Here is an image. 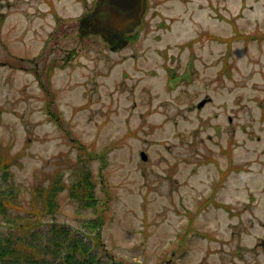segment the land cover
<instances>
[{"label": "rangeland", "instance_id": "obj_1", "mask_svg": "<svg viewBox=\"0 0 264 264\" xmlns=\"http://www.w3.org/2000/svg\"><path fill=\"white\" fill-rule=\"evenodd\" d=\"M149 1L111 48L79 37L76 0H0V234H27L35 190L58 179L41 234L91 242L102 216L104 262L264 264V0ZM234 24L245 39L227 49L199 30ZM81 169L105 210L69 198Z\"/></svg>", "mask_w": 264, "mask_h": 264}, {"label": "trees", "instance_id": "obj_2", "mask_svg": "<svg viewBox=\"0 0 264 264\" xmlns=\"http://www.w3.org/2000/svg\"><path fill=\"white\" fill-rule=\"evenodd\" d=\"M80 174L69 187L68 196L83 208L97 209L102 205V210L107 207L106 200L99 202L94 196V182L91 173L81 169ZM63 189L61 182L56 179L50 188L39 193L36 189L37 198L41 201L39 213L31 211L27 216H21L28 223H17L18 229L28 232L25 235L11 233L0 234V264H125L122 262L109 263L102 261L96 253L99 247L100 226L103 224V217L91 219L87 226L91 228V242H84L79 236L70 232L65 226L53 224L51 228L40 232L41 221L50 213L59 208L57 196ZM3 201L9 202V196H0V214L6 217V205ZM228 209V206H226ZM31 218V219H30ZM17 219V218H16ZM16 219L14 221H16ZM36 221V222H33ZM40 223V224H39ZM29 224V230L28 229ZM33 224L34 230L31 228ZM31 228V229H30ZM27 230V231H26ZM21 233V232H20ZM92 245V246H91ZM94 246V247H93ZM135 264V262H131Z\"/></svg>", "mask_w": 264, "mask_h": 264}, {"label": "flooded vegetation", "instance_id": "obj_3", "mask_svg": "<svg viewBox=\"0 0 264 264\" xmlns=\"http://www.w3.org/2000/svg\"><path fill=\"white\" fill-rule=\"evenodd\" d=\"M76 2L79 3L78 6L79 17L77 20V31L79 37L84 39L86 37H89L90 35H94V36L99 35L102 37V39L105 42L108 43L109 47L111 48L119 47L129 41L130 37L128 31L129 29L132 28V27L130 28V26L133 24H137L138 22H140L139 24L143 23L145 16L148 13L151 5L154 4L153 1L151 2L149 0H145L144 3L143 0L141 12L138 18L136 19V21L129 20L128 22H126L124 24V27L121 29V31H118V36H117L106 26L110 14L112 12V9L114 8V5L111 4L109 0H76ZM150 16H147L148 21H150L151 19ZM199 30L201 31V34L207 35V33L204 32L205 31L204 29H199ZM194 39L195 40L187 44L186 47L188 48L192 47V45L196 42V40H198L197 37H195ZM162 53L164 57H167L166 49L162 51ZM165 67L167 68L166 64ZM189 67H190L189 64H187L186 69L188 70ZM171 71L172 69H169V73ZM176 75L178 74L176 73ZM168 78H169V74H168ZM180 80L181 79H179L178 81Z\"/></svg>", "mask_w": 264, "mask_h": 264}, {"label": "water", "instance_id": "obj_4", "mask_svg": "<svg viewBox=\"0 0 264 264\" xmlns=\"http://www.w3.org/2000/svg\"><path fill=\"white\" fill-rule=\"evenodd\" d=\"M109 2L114 5V8L106 26L118 36V31H121L126 22L136 21L140 15L143 0H109ZM203 102L201 101L199 105ZM139 155L143 160L147 158L144 151H140Z\"/></svg>", "mask_w": 264, "mask_h": 264}]
</instances>
